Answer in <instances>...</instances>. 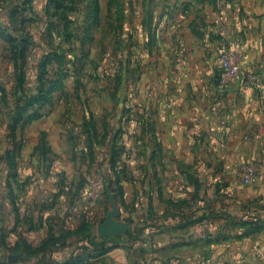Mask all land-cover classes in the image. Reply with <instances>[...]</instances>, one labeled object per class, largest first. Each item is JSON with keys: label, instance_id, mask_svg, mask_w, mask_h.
<instances>
[{"label": "rangeland", "instance_id": "rangeland-1", "mask_svg": "<svg viewBox=\"0 0 264 264\" xmlns=\"http://www.w3.org/2000/svg\"><path fill=\"white\" fill-rule=\"evenodd\" d=\"M0 264H264V0H0Z\"/></svg>", "mask_w": 264, "mask_h": 264}, {"label": "water", "instance_id": "water-1", "mask_svg": "<svg viewBox=\"0 0 264 264\" xmlns=\"http://www.w3.org/2000/svg\"><path fill=\"white\" fill-rule=\"evenodd\" d=\"M111 210L106 214L105 220L97 226V233L100 236L117 235L126 232L127 224L115 219L118 214L117 206L110 196Z\"/></svg>", "mask_w": 264, "mask_h": 264}, {"label": "crops", "instance_id": "crops-1", "mask_svg": "<svg viewBox=\"0 0 264 264\" xmlns=\"http://www.w3.org/2000/svg\"><path fill=\"white\" fill-rule=\"evenodd\" d=\"M18 227V226H17ZM15 229V228H14ZM24 231H27V229H25Z\"/></svg>", "mask_w": 264, "mask_h": 264}]
</instances>
